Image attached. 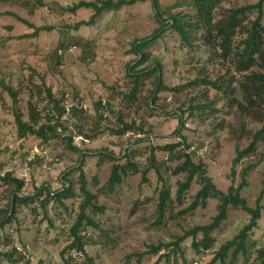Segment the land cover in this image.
Wrapping results in <instances>:
<instances>
[{
  "label": "rangeland",
  "instance_id": "obj_1",
  "mask_svg": "<svg viewBox=\"0 0 264 264\" xmlns=\"http://www.w3.org/2000/svg\"><path fill=\"white\" fill-rule=\"evenodd\" d=\"M80 1L91 0H0V176L8 172L23 180L22 196H36L41 186L51 191L67 184L71 188L70 197L45 201L47 191H42L27 205L17 206L13 218L0 229V264H85L80 254L74 256V251L67 250L72 241L69 229L84 200L78 179L80 164L86 187L94 196L93 204L103 208L102 212L87 211L97 225L88 227L82 237L92 264H208L220 246L249 222L250 216L229 207L226 219L212 233L214 243L207 251L197 252L192 239L186 238L178 250L165 247L158 255L151 254L150 245L173 243L192 227L209 224L218 212V200L208 199L205 208L198 206L184 213L200 184L195 177L177 200L179 183L187 174L174 170L184 159H171L167 153L152 149L177 141V137L168 136L183 113L181 134L192 161L203 163L207 176L223 192L231 185L239 186L241 171L250 167L245 177L247 185L240 195L254 208L264 180V134L254 151L234 167V176L231 168L236 150L247 148L253 135L264 126V107L262 112L229 107L227 97L203 84L177 93L159 91L154 74L142 79L137 98L128 102L126 95L132 79L127 72L137 61L132 43L159 29L157 13L164 23H169L171 15L194 18V11L188 0H157L156 9L146 0L103 13L92 26L74 30V24L86 22L92 15L85 8L74 13L64 10ZM257 1L221 0L220 5L228 9ZM20 20L53 29L21 38L33 34L34 28ZM192 32L188 46L166 27L145 50L148 60L135 70L159 63L163 84L168 88L183 87L195 79L230 77L231 72L210 57L209 50ZM41 78L65 108L58 136L48 142L30 135L19 137L14 117L17 112L27 122L30 104L43 118L50 112L44 97L37 93ZM2 85L14 90V99ZM235 96L240 99L238 92ZM97 102L104 107L99 112ZM207 103L213 105L212 109L189 110ZM72 106L78 109L75 115L70 111ZM119 120L133 124L141 132L118 134ZM67 138H71L70 144L76 150L66 147ZM151 153L158 171L148 169L144 182L142 175L150 165ZM102 155L114 156L116 161ZM128 160L136 165L137 173L128 168L122 183L109 193L104 185L111 167ZM163 187L169 190L171 201L157 224L159 191ZM11 191L12 186L0 181L1 221L10 208ZM260 206L263 211L257 227L249 234L246 255L238 256V264H261L257 256L264 247V197ZM200 239L199 236L197 240ZM228 261L229 257L226 264Z\"/></svg>",
  "mask_w": 264,
  "mask_h": 264
},
{
  "label": "trees",
  "instance_id": "obj_2",
  "mask_svg": "<svg viewBox=\"0 0 264 264\" xmlns=\"http://www.w3.org/2000/svg\"><path fill=\"white\" fill-rule=\"evenodd\" d=\"M146 0H91L90 2L80 1L74 4L70 8H65V11L74 13L76 10L85 8L92 11V15L89 20L84 22H78L72 26L74 30H78L81 26H92L96 19L103 13L115 12L122 7L133 6L137 2H143ZM152 6L156 9L157 0H150ZM190 7L194 11V18L189 16H170L169 23H164L157 13V19L159 22V29L156 30L151 36L143 38L141 40L134 41L131 46V51L136 54V65L130 67L127 74L132 79V85L129 93L126 95L128 102H132L137 98V95L141 89V81L143 78L152 74L155 75V84L157 90H167L172 93H177L186 87H193L199 84L207 85L218 92H221L228 99V106H236L241 108L245 112L259 111L262 112L264 107V24L263 15L264 0H258L254 4H249L237 8H222L221 0H188ZM24 24H27L30 28H34V32L31 35H25L21 38L28 36H36L40 31L52 30V27H34L25 20H20ZM166 27H170L178 36L182 43L191 46L190 33L194 34L196 39L209 50L211 58L216 59L219 63L226 67L227 72H231L230 77L221 76L217 80L209 81L207 79H195L190 81L186 86L168 88L162 81V69L159 63L154 66H149L142 70H135L139 65L144 64L149 54L145 50L151 46L157 39V35L164 32ZM159 37V36H158ZM236 84L234 86L233 84ZM5 91L14 99V90L9 86L2 85ZM38 94L44 97V101L47 104L48 114H41L35 109V107L29 105L28 121L25 122L21 119L19 113L15 112V124L17 127V134L19 137H25L26 135L35 136L43 142H48L50 139L58 136V127L62 124L60 122L65 108L61 104V101L56 98V95L52 93L51 89L46 86L44 80L41 78L40 84L37 86ZM240 94V99L235 95ZM154 102V100H152ZM212 104L207 103L205 105L196 104L189 107L190 111L193 110H209L212 109ZM96 111L99 112L104 107L101 102L95 104ZM151 106L148 107V109ZM72 114L78 113L77 107H71ZM83 113V111H80ZM54 115V116H52ZM102 117V114H98ZM121 129L118 134H125L133 131H140L133 124H125L121 120ZM183 127V113L179 114L176 129L169 134L168 137H178L179 141H167L164 144H158L153 151L160 150L167 153L171 159L174 157L177 159H184L182 164L178 166L174 173H186L184 182L179 183V187L176 192V199L180 200L183 193L186 192L195 177L200 184V189L195 195L194 201L184 211V213L192 212L196 207L200 206L205 208L208 199L218 200V212L213 217L212 221L207 225L195 226L184 232L182 236H179L173 243L167 245H150L149 251L153 255H158L165 247L178 250L180 244L186 239H192V247L197 252L201 250H209L212 248L214 239L212 233L215 232L221 223L226 219L229 207L241 209L246 212L249 217V222L243 226L238 234L214 253L213 258L208 264H226L227 258L229 261L227 264H238V256L246 255L247 252V240L249 234L257 227V221L260 219L263 211L260 206V201L264 197V180L262 189L256 198V205L254 208H250L246 200L241 197L240 192L243 187L247 185L245 177L250 167H246L241 171V183L239 186L234 187L231 185L226 192H223L215 186L211 178L207 176L204 170L203 163H194L188 152H186L188 146L186 145V139L181 134ZM264 134V126L261 130L257 131L253 137L251 143L247 148L243 150H236V157L232 161V175L234 176V167L243 160L246 156H249L254 151L256 143L260 140V137ZM81 135V132H78ZM91 138H94L91 137ZM71 138L66 139V147L70 150H76L71 146ZM181 148V149H180ZM103 157L116 161V158L111 155H102ZM155 157L154 153L150 156V165L143 171L142 180L145 182V176L148 169H154L158 171L154 165ZM81 164L78 166L79 172V184L80 191L83 194L84 200L79 206V213L76 220L69 229L70 238L72 239L70 245L67 246L69 252L74 251V256L80 254L84 258L85 264H92L91 259L85 252V241L82 239L80 233L86 231L88 227H97L93 219L87 214L89 212H102L101 207H97L93 204L94 196L86 187V180L84 173L81 171ZM130 168L133 173H137V167L134 163L126 162L122 165L115 163L110 170V175L107 182L104 185L105 190L112 193L116 186L122 183V176L126 174L127 169ZM0 181L4 185L12 186L10 192V205L9 210L6 213V218L0 220V229L13 218V214L19 205H27L33 198L38 197L42 191L46 192V200L58 199L70 197L71 188L67 185H62L61 189L51 191L48 187H40L36 192V196H22L20 191L24 187V181L18 178L12 177L11 173H5L0 176ZM233 181V180H232ZM171 201L170 192L167 188L163 187L159 191V203L157 212L159 214L156 223H161L164 210L167 207V203ZM200 240H197L198 237ZM77 259L74 257V260ZM257 259L261 264H264V247L258 251ZM41 264V263H39Z\"/></svg>",
  "mask_w": 264,
  "mask_h": 264
},
{
  "label": "built area",
  "instance_id": "obj_3",
  "mask_svg": "<svg viewBox=\"0 0 264 264\" xmlns=\"http://www.w3.org/2000/svg\"><path fill=\"white\" fill-rule=\"evenodd\" d=\"M176 140L179 141V138L177 137ZM80 235H81L82 237H84V236L86 235V232H85V231H82V232L80 233ZM17 249L19 250V248H17Z\"/></svg>",
  "mask_w": 264,
  "mask_h": 264
}]
</instances>
